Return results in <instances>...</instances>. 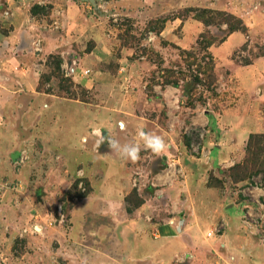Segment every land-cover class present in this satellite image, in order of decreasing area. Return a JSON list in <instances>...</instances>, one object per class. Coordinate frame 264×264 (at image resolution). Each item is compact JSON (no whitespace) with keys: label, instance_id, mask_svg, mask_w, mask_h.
<instances>
[{"label":"rangeland","instance_id":"374dc122","mask_svg":"<svg viewBox=\"0 0 264 264\" xmlns=\"http://www.w3.org/2000/svg\"><path fill=\"white\" fill-rule=\"evenodd\" d=\"M76 2L75 41L47 58L41 97L2 101L19 123L0 132V263L264 264V0ZM30 9L57 30L53 3ZM96 34L113 59L80 67ZM133 110L164 152L121 127ZM97 129L140 143L139 160ZM223 135L240 148L212 165Z\"/></svg>","mask_w":264,"mask_h":264},{"label":"crops","instance_id":"0c3cea01","mask_svg":"<svg viewBox=\"0 0 264 264\" xmlns=\"http://www.w3.org/2000/svg\"><path fill=\"white\" fill-rule=\"evenodd\" d=\"M33 0H0V132L5 127L11 128L19 123L15 117L4 118V107L7 103L16 110L23 108L24 104L20 102L23 95H29L32 99H39L41 76L46 70V60L51 55L59 54L63 49H68L74 43V32L77 30L83 16V12L76 0H47L54 4V14L50 16L56 21L57 30L53 29V24L47 19L45 23L33 17L31 5ZM8 12L6 16L5 13ZM62 14L61 18L55 14ZM49 18V17H48ZM52 21V22H53ZM258 28V27H256ZM41 30L42 33L37 32ZM240 33L232 34L227 40L233 42L230 49H236L242 44ZM95 47L79 58L80 67H99L109 63L113 59L111 46L102 35L96 34L94 37ZM82 41V39L80 40ZM79 41V42H80ZM260 64H264V59H260ZM99 71V70H98ZM104 73L99 72L97 78L103 77ZM259 77H264V70L258 71ZM91 83H89L90 85ZM88 86V85H87ZM261 87L262 84H260ZM4 100L5 104H2ZM6 104V105H7ZM11 106L8 108L11 109ZM130 115V121L121 123V127L128 131L137 123L138 129H145L150 126V121L141 116ZM148 121V124H146ZM149 128V127H148ZM233 134L237 131L231 130ZM238 139V138H237ZM219 142L214 150H209V162L212 165H219L230 159L232 152L240 148L239 144L230 147L228 138L219 136ZM236 142V140H234ZM237 145V147H235ZM166 230L165 228L162 231ZM167 232V231H165Z\"/></svg>","mask_w":264,"mask_h":264},{"label":"clouds","instance_id":"9594fccd","mask_svg":"<svg viewBox=\"0 0 264 264\" xmlns=\"http://www.w3.org/2000/svg\"><path fill=\"white\" fill-rule=\"evenodd\" d=\"M152 34H150L151 38ZM99 136V143H107L109 148L117 153L121 158L136 162L140 158V143H127L121 145L120 142L112 136H105L99 129L95 130ZM137 138L142 142L144 148L151 150L159 155L166 149V143L161 135L153 132H145L142 128L137 131ZM38 227V226H37Z\"/></svg>","mask_w":264,"mask_h":264},{"label":"trees","instance_id":"16d2710c","mask_svg":"<svg viewBox=\"0 0 264 264\" xmlns=\"http://www.w3.org/2000/svg\"><path fill=\"white\" fill-rule=\"evenodd\" d=\"M245 29V27H244V24H243V22L241 21H239V24H238V26H236V28H233L232 30H231V32H235V31H238V30H244ZM200 45H201V47H202V45H203V42H201V43H199ZM209 58L211 59V57L209 56ZM1 264V263H0Z\"/></svg>","mask_w":264,"mask_h":264}]
</instances>
